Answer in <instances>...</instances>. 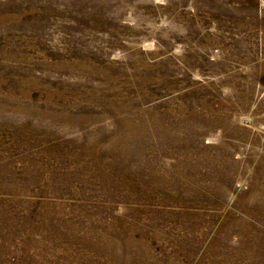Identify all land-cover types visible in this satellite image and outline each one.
Instances as JSON below:
<instances>
[{"label": "rangeland", "instance_id": "rangeland-1", "mask_svg": "<svg viewBox=\"0 0 264 264\" xmlns=\"http://www.w3.org/2000/svg\"><path fill=\"white\" fill-rule=\"evenodd\" d=\"M0 264H264V0H0Z\"/></svg>", "mask_w": 264, "mask_h": 264}]
</instances>
